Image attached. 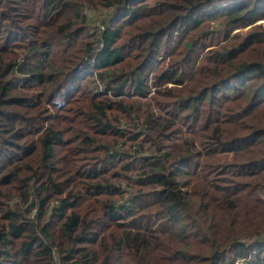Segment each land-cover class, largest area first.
I'll return each mask as SVG.
<instances>
[{
	"label": "trees",
	"instance_id": "obj_1",
	"mask_svg": "<svg viewBox=\"0 0 264 264\" xmlns=\"http://www.w3.org/2000/svg\"><path fill=\"white\" fill-rule=\"evenodd\" d=\"M262 20L0 0V264H264Z\"/></svg>",
	"mask_w": 264,
	"mask_h": 264
},
{
	"label": "rangeland",
	"instance_id": "obj_2",
	"mask_svg": "<svg viewBox=\"0 0 264 264\" xmlns=\"http://www.w3.org/2000/svg\"><path fill=\"white\" fill-rule=\"evenodd\" d=\"M90 16H92L94 20H96V18H97V15H90ZM257 23L264 24V20H262V21H257Z\"/></svg>",
	"mask_w": 264,
	"mask_h": 264
},
{
	"label": "water",
	"instance_id": "obj_3",
	"mask_svg": "<svg viewBox=\"0 0 264 264\" xmlns=\"http://www.w3.org/2000/svg\"><path fill=\"white\" fill-rule=\"evenodd\" d=\"M242 246H244V243H241Z\"/></svg>",
	"mask_w": 264,
	"mask_h": 264
},
{
	"label": "built area",
	"instance_id": "obj_4",
	"mask_svg": "<svg viewBox=\"0 0 264 264\" xmlns=\"http://www.w3.org/2000/svg\"><path fill=\"white\" fill-rule=\"evenodd\" d=\"M237 262V261H236Z\"/></svg>",
	"mask_w": 264,
	"mask_h": 264
}]
</instances>
